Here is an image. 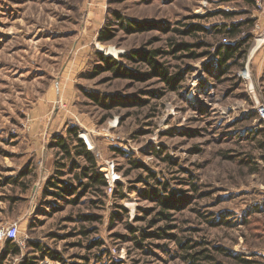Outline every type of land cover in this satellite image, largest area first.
<instances>
[{"label": "rangeland", "instance_id": "374dc122", "mask_svg": "<svg viewBox=\"0 0 264 264\" xmlns=\"http://www.w3.org/2000/svg\"><path fill=\"white\" fill-rule=\"evenodd\" d=\"M262 105L264 0H0V264H264ZM73 129L106 187L52 146Z\"/></svg>", "mask_w": 264, "mask_h": 264}, {"label": "trees", "instance_id": "16d2710c", "mask_svg": "<svg viewBox=\"0 0 264 264\" xmlns=\"http://www.w3.org/2000/svg\"><path fill=\"white\" fill-rule=\"evenodd\" d=\"M129 23H126L125 25L128 26ZM242 23H233L231 26L223 25L220 28H216L217 32L225 34L226 38L234 39L240 36L242 33ZM129 29V28H127ZM201 29H204L201 27ZM110 38L109 32L108 31H102L99 40L100 41H107ZM243 44L242 41L239 40V42L236 43H231V44H222L218 49H217V55L220 57V61L222 63H227L229 60L235 58L237 56V53L240 50L241 45ZM188 48V47H187ZM156 55V52H148L146 56L143 58L146 61H149V63L153 64L154 56ZM133 57V56H132ZM134 58V57H133ZM103 60L106 61L107 67L117 71L120 73L122 70V65L119 64L114 58L112 57H103ZM155 66V65H154ZM162 76L167 79L168 82H170V78L166 76V72H162ZM171 83V82H170ZM97 99V98H96ZM74 142H76L75 145H72ZM52 146H56L58 148H61L63 151L64 157H72L74 155L83 157L86 161L87 164L81 166V176L77 174V178H86L87 181L83 183L80 179L81 186H83L84 190L85 189H93L95 188H103L108 185L106 177L101 173L97 167V159L95 158V155L91 149H89L84 141L79 136V133L77 129H73L70 131V135L67 137L61 136L57 140L54 141V144ZM264 146V145H263ZM63 157V158H64ZM76 164V163H75ZM62 167L65 166L64 163H61ZM58 171H61V169H58ZM61 173V172H59ZM25 174L22 173V176ZM55 179H60L59 177H54ZM62 183V181H60ZM64 183V182H63ZM67 183V182H65ZM53 186L61 188V190H66L67 187L66 185L62 186L59 185L57 182H54L52 184ZM74 202H77V198L73 199ZM162 204L166 206V208H170L171 206L168 204L167 199L166 201H162ZM164 218L169 219L170 215L166 213H161ZM229 222V221H228ZM227 222V223H228ZM7 244V250L3 253L4 258L7 254H13V255H19L21 254L20 247L13 242L12 240H6ZM183 248H193V246H188V245H182ZM205 250H201L199 252L193 253V254H188L186 257L187 259L190 257V263L191 264H199L197 263V260L200 259V256H204L205 258L208 259L209 261H212V257L210 255L205 254ZM189 258V259H190ZM218 264V263H216Z\"/></svg>", "mask_w": 264, "mask_h": 264}, {"label": "built area", "instance_id": "2783aa9c", "mask_svg": "<svg viewBox=\"0 0 264 264\" xmlns=\"http://www.w3.org/2000/svg\"><path fill=\"white\" fill-rule=\"evenodd\" d=\"M259 113L261 115V118L264 120V106H259ZM85 141L87 142L89 149H93L91 146L90 141L88 140V137L85 136ZM113 166V165H112ZM108 168V167H107ZM110 169V168H108ZM105 172V175L107 176L106 179L108 178V171L103 170ZM113 171V169H112ZM111 172V171H110ZM6 240H12L13 242H15L19 247L23 245V242L20 239V235H19V227L17 224H12L9 225L7 227H4L2 229H0V244L3 241Z\"/></svg>", "mask_w": 264, "mask_h": 264}, {"label": "bare ground", "instance_id": "6f19581e", "mask_svg": "<svg viewBox=\"0 0 264 264\" xmlns=\"http://www.w3.org/2000/svg\"><path fill=\"white\" fill-rule=\"evenodd\" d=\"M261 42V41H260ZM258 43H259V41H258Z\"/></svg>", "mask_w": 264, "mask_h": 264}]
</instances>
